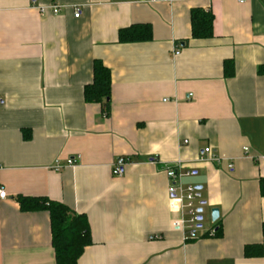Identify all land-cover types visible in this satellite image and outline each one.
Returning <instances> with one entry per match:
<instances>
[{
	"label": "crops",
	"instance_id": "obj_1",
	"mask_svg": "<svg viewBox=\"0 0 264 264\" xmlns=\"http://www.w3.org/2000/svg\"><path fill=\"white\" fill-rule=\"evenodd\" d=\"M196 7L212 10L210 39L192 37ZM139 22L152 39L120 43ZM97 59L109 116L84 96ZM262 65L264 0H0V264H56L49 212L22 211L19 195L87 216L77 264H264L244 256L264 245ZM169 167L209 217L195 238L174 227Z\"/></svg>",
	"mask_w": 264,
	"mask_h": 264
},
{
	"label": "trees",
	"instance_id": "obj_2",
	"mask_svg": "<svg viewBox=\"0 0 264 264\" xmlns=\"http://www.w3.org/2000/svg\"><path fill=\"white\" fill-rule=\"evenodd\" d=\"M191 30L194 39H210L214 35V15L210 9L196 7L190 11ZM120 43H133L149 41L153 37L152 27L149 23H136L125 26L119 31ZM93 80L84 87L85 100L89 103L102 105L104 116H109L112 111L111 89L112 76L110 69L104 62L97 59L93 61ZM232 60H226L224 71H232ZM259 72L264 74V65L259 67ZM261 194L264 196V177L260 181ZM20 209L24 212L47 210L50 215L52 244L55 251L56 264H77L78 259L85 252V248L93 243L90 232V222L83 213H78L61 201L36 196L16 197ZM264 231V224L262 227ZM214 236L223 234L218 219L214 225ZM264 245L248 244L244 250L245 257H261Z\"/></svg>",
	"mask_w": 264,
	"mask_h": 264
},
{
	"label": "built area",
	"instance_id": "obj_3",
	"mask_svg": "<svg viewBox=\"0 0 264 264\" xmlns=\"http://www.w3.org/2000/svg\"><path fill=\"white\" fill-rule=\"evenodd\" d=\"M237 1L244 3L246 0H237ZM53 12L58 13L59 12L58 7H54ZM80 13H81V9L75 8V17H79ZM178 53L179 51H176V54ZM186 142L187 140L185 141V143ZM245 150H248V148L246 147ZM204 151L208 154L209 159L214 158L213 151L210 147L206 148ZM73 163H74L73 158L67 160L68 165H72ZM62 166L63 165L59 161H57L56 165L54 166V169L58 171L62 168ZM230 166H232V164H230ZM113 174L114 175L122 174V164H119L114 168ZM166 174L168 175L169 179L173 181L172 183H170L168 188L172 207L174 209L179 210L180 212V216H179L180 218L175 220L174 227L182 231L184 229H188L189 232L188 237L195 238L197 236V229L201 223L198 217L199 215H201V213L199 212L200 207L196 203L197 188H195L191 184H188V186H183L180 181L182 175L177 174V172L172 167H169ZM6 197L7 195L5 189L2 186H0V199ZM211 233L213 235L215 232L212 231Z\"/></svg>",
	"mask_w": 264,
	"mask_h": 264
},
{
	"label": "water",
	"instance_id": "obj_4",
	"mask_svg": "<svg viewBox=\"0 0 264 264\" xmlns=\"http://www.w3.org/2000/svg\"><path fill=\"white\" fill-rule=\"evenodd\" d=\"M205 202L203 201L202 205L204 204ZM199 212L202 213L203 212V208H200L199 209ZM211 216H212V220L214 222H216L218 220V218L220 217L219 216V209L217 208H214L211 210ZM199 217V220L202 221L203 220V217L201 215L198 216Z\"/></svg>",
	"mask_w": 264,
	"mask_h": 264
},
{
	"label": "rangeland",
	"instance_id": "obj_5",
	"mask_svg": "<svg viewBox=\"0 0 264 264\" xmlns=\"http://www.w3.org/2000/svg\"><path fill=\"white\" fill-rule=\"evenodd\" d=\"M202 216L204 217L203 220L201 221V224H202L203 227H201L199 230L204 229V227H205L207 224H210L209 217H207V215H206L205 213H203Z\"/></svg>",
	"mask_w": 264,
	"mask_h": 264
}]
</instances>
